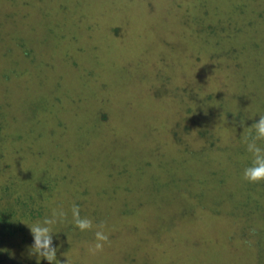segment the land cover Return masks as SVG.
Returning a JSON list of instances; mask_svg holds the SVG:
<instances>
[{"label":"rangeland","instance_id":"374dc122","mask_svg":"<svg viewBox=\"0 0 264 264\" xmlns=\"http://www.w3.org/2000/svg\"><path fill=\"white\" fill-rule=\"evenodd\" d=\"M258 114L264 0H0V264H37L24 222L73 202L111 243L64 227L60 261L264 264Z\"/></svg>","mask_w":264,"mask_h":264},{"label":"clouds","instance_id":"9594fccd","mask_svg":"<svg viewBox=\"0 0 264 264\" xmlns=\"http://www.w3.org/2000/svg\"><path fill=\"white\" fill-rule=\"evenodd\" d=\"M238 115L233 116L232 126L235 131H237L235 118ZM256 117L258 119L247 126L246 121L251 120L252 117H240L238 121V126L243 129L241 143L249 154V162L242 170V179L250 184L264 183V114H258ZM225 120L227 121L226 117ZM24 224L28 226L32 236L29 255L36 257L37 264H40L41 260L47 261V264H70L64 253L61 255L66 257L65 260L57 259V252L61 246L56 242L59 240L57 234L64 233L63 228L67 226H71L70 230L74 234L91 233L90 241L81 242L88 255L96 256L102 253L111 243L106 222L97 221L86 214L82 215L81 206L75 202L67 209L63 203H59L49 214L36 220L26 221Z\"/></svg>","mask_w":264,"mask_h":264},{"label":"trees","instance_id":"16d2710c","mask_svg":"<svg viewBox=\"0 0 264 264\" xmlns=\"http://www.w3.org/2000/svg\"><path fill=\"white\" fill-rule=\"evenodd\" d=\"M10 215L12 216L11 217L7 216V219L0 215V236H4L5 233H8V235H11L13 233L12 231L13 228L15 231L19 228V224L15 218V214H10Z\"/></svg>","mask_w":264,"mask_h":264}]
</instances>
